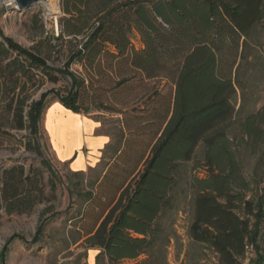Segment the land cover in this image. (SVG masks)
<instances>
[{"label":"trees","instance_id":"16d2710c","mask_svg":"<svg viewBox=\"0 0 264 264\" xmlns=\"http://www.w3.org/2000/svg\"><path fill=\"white\" fill-rule=\"evenodd\" d=\"M60 6V30L46 39L47 53L0 32V125L26 131L27 150L41 159V167L3 170L0 209L23 215L44 201L43 170L56 172L42 125L55 102L80 115L108 110L98 92L117 95L138 75L164 85L122 100L119 125L101 132L110 141L91 167L88 192L79 195L95 215L86 240L101 249L96 264L102 257L109 264H168L169 230L181 211L190 218L189 237L219 264H245L249 248L255 257L248 264H264V103L246 105L248 85L261 72L264 0H60ZM63 43L67 60L57 67L50 59ZM107 74L118 77L108 88L100 82ZM244 156L254 161L248 173ZM9 253L7 246L2 259Z\"/></svg>","mask_w":264,"mask_h":264},{"label":"rangeland","instance_id":"374dc122","mask_svg":"<svg viewBox=\"0 0 264 264\" xmlns=\"http://www.w3.org/2000/svg\"><path fill=\"white\" fill-rule=\"evenodd\" d=\"M61 16L60 0H52L50 6L38 4L29 9L20 10L14 0H0V32L19 42L26 48H35L47 53L49 49L48 37L59 33V17ZM52 43H55L52 40ZM264 43V39H263ZM135 44L139 42L135 40ZM58 52L51 57L52 65L62 67L68 55L69 45L60 44ZM259 59L261 72L255 74L249 83V90L253 94L246 104L250 109L264 103V45L260 47ZM72 69L84 74L79 65H73ZM252 69L249 70V73ZM110 75L100 76V82L106 88L111 87L118 77L112 79ZM137 75L132 79L129 88L121 90L117 95L113 91L100 90V99L110 104L108 110L95 108L90 114L84 115L96 122L101 121L103 127L97 129V133L114 131L120 122V114L115 110L122 108L123 102L136 100L142 93L152 88L161 87L163 82L151 81L143 83ZM66 84L63 79L59 84H47L36 97L43 91L55 87L60 88ZM166 88V92L169 91ZM57 101V100H56ZM242 98L239 93L235 103L239 106ZM114 109V110H113ZM98 122V123H99ZM90 125V126H89ZM94 124L83 119L82 115L72 113L60 102H55L46 112L42 131V143L46 147L47 158L52 162L56 176L51 177L44 171L45 197L32 212L23 215H8L0 209V264H96L97 256L101 252L98 246H91L87 242L88 231L95 225V215L87 206L83 196L89 190L91 176L96 170L89 168L85 174L76 175L70 162L63 158L71 154L75 147L84 144L85 135ZM0 177L5 168L24 164L29 167H41V159L25 146L26 131L10 130L0 125ZM9 131L10 134H4ZM85 153V152H83ZM94 155V156H93ZM100 152L98 159L101 158ZM93 163H96L97 153H91ZM85 158L80 156L78 166L84 165ZM252 158L243 157V165L248 173L253 166ZM53 178V179H52ZM189 215L181 211L175 216L174 224L169 230L171 241L165 250V258L168 264H219L216 254L201 245L195 244L189 237ZM39 226H44V231L38 241H35L39 233ZM261 245L264 250V223L261 227ZM10 247L8 258L2 259L5 247ZM248 259L255 257L252 248H249ZM144 256L141 257V259ZM98 264H109L102 257ZM118 264H135V261L124 260Z\"/></svg>","mask_w":264,"mask_h":264},{"label":"crops","instance_id":"0c3cea01","mask_svg":"<svg viewBox=\"0 0 264 264\" xmlns=\"http://www.w3.org/2000/svg\"><path fill=\"white\" fill-rule=\"evenodd\" d=\"M82 118L91 121L94 125L87 130L88 133L84 137V144L80 147H75V150L71 154L65 156L63 158V161L70 162L71 166L76 171L86 172L89 168L95 167L98 164V162L100 161V159H98L99 154L100 152H102L105 145L110 141V138L107 135L97 133V129L99 128L98 122L89 119L84 115H82ZM91 153H97V158L94 159L97 160L96 163H93V161L91 160L93 158L90 157ZM80 156H84L85 158L83 166L77 165V160Z\"/></svg>","mask_w":264,"mask_h":264},{"label":"water","instance_id":"95a60500","mask_svg":"<svg viewBox=\"0 0 264 264\" xmlns=\"http://www.w3.org/2000/svg\"><path fill=\"white\" fill-rule=\"evenodd\" d=\"M16 3V7L20 10L29 9L38 4H45L50 6L52 0H14Z\"/></svg>","mask_w":264,"mask_h":264}]
</instances>
